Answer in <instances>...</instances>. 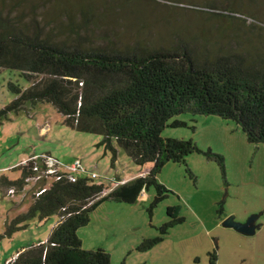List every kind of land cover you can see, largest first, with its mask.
Segmentation results:
<instances>
[{"label":"trees","instance_id":"16d2710c","mask_svg":"<svg viewBox=\"0 0 264 264\" xmlns=\"http://www.w3.org/2000/svg\"><path fill=\"white\" fill-rule=\"evenodd\" d=\"M84 5L79 21L61 8L55 18L66 23L57 25H50L52 20L40 24L35 15L21 21L11 8L0 9V68L16 70L27 81L22 87L8 83L13 97L0 108V120L27 104L48 103L65 125L100 135L98 145L110 152L111 163L122 149L134 164L151 165L143 175L104 186L93 181L81 161L83 172L54 169L46 176L48 154H32L17 163L19 176L0 177V190L15 195L31 182L26 189L30 200L25 210L4 221L0 237L24 228L29 220L55 215L56 221L44 240L19 247L3 264H109L108 253L82 248L76 235L103 200L134 203L141 190L153 187V207L170 193L156 179L161 167L171 161L189 173L185 157L191 153L213 161L224 178L220 153L202 149L190 138L161 136L167 127L193 129L177 119L180 114L231 120L248 143L264 144V46L249 45L243 30L231 35L221 29L195 32L167 20L148 26L142 15L122 28ZM198 10L230 21L239 18L215 6ZM246 26L253 28L252 23ZM254 29L264 32L262 25ZM223 203L222 198L217 202V213ZM177 211V205L167 206L169 219L159 226L161 234L143 239L136 249H150L168 227L181 223ZM206 256V264H216L215 249Z\"/></svg>","mask_w":264,"mask_h":264},{"label":"rangeland","instance_id":"374dc122","mask_svg":"<svg viewBox=\"0 0 264 264\" xmlns=\"http://www.w3.org/2000/svg\"><path fill=\"white\" fill-rule=\"evenodd\" d=\"M16 1L0 0V9L11 8L12 14H17L21 21L35 15L40 24H46L48 20H52L50 25H57L61 21L66 23L63 17L55 18L61 8L71 11L74 20L79 21V10L87 4L105 22L110 20L113 25L122 28L132 23L136 16L142 15L148 26H159L167 20L185 24L189 31L195 32L221 29L231 35L240 34L243 30L245 35L250 36L249 45L256 43L257 46H264L263 30L257 32L254 29V25L264 26V0H166L170 4L160 0ZM205 6L226 9L227 13L238 16V21L210 16L198 10ZM242 19L246 20V25L253 24L252 30L239 22ZM50 25H45L44 30L47 31ZM8 83L22 87L27 81L16 70L0 68V108L13 97ZM177 119L185 121L188 126L192 125L193 129L167 127L161 136L190 138L200 148H210L220 153L225 162V176L222 179L229 186H222L218 167L201 154L191 153L185 157L189 173L180 163L166 162L156 179L170 193L153 207H150L155 196L153 187H149L144 197L134 203L103 200L88 214L87 223L76 230L82 248L104 250L109 255V264H206L207 252L212 246L216 248L206 229H212L214 235L222 229L219 225L215 227L213 219L220 217L225 209L240 207L241 210H248L252 206H258L261 211L259 235L260 240L264 239V144L243 143L244 135L235 123L215 115L184 113L178 115ZM99 140L100 135L80 132L65 125L63 117L52 105L42 102L27 104L24 110L9 112L6 118L0 120V177L16 179L19 169L14 168L15 165L32 154H48L58 163H69L70 158V162L73 157L78 158L87 174H96L93 181L104 186H109L117 178L128 179L137 171H140L137 175H143L145 171L142 170L150 167L148 162L134 164L122 149H117L115 160L111 163L110 152L98 145ZM28 186L23 192L9 196L0 190V235L4 221L27 207L30 200L26 192ZM226 188L230 194L226 196L221 213H217V202ZM174 205L178 206L177 214L183 217V221L168 227L166 233L161 235L162 239L150 249L138 251L136 246L143 239L161 234L159 226L169 219L165 208ZM224 218H221V222ZM55 221V215L42 221L29 220L24 228L10 236L0 237V264L10 259L19 247L44 240ZM231 230L234 235L225 234L220 238V264H227L239 250V243L248 240V236L233 228Z\"/></svg>","mask_w":264,"mask_h":264},{"label":"crops","instance_id":"0c3cea01","mask_svg":"<svg viewBox=\"0 0 264 264\" xmlns=\"http://www.w3.org/2000/svg\"><path fill=\"white\" fill-rule=\"evenodd\" d=\"M243 143H248V142L246 140H244ZM74 158L75 157H73L72 159H74ZM70 160H71V158L67 162H70ZM148 169H146V170L144 169L142 171L146 172ZM137 172H140V171H137ZM137 172L135 175L133 174L132 177L136 176ZM126 179L127 178H125V179L124 178H122V179L117 178L116 182L118 180H126ZM222 186L226 187L229 185L222 179ZM222 186H221V188H222ZM226 190H227V188L225 189V193H223V195L221 197L223 199V201H225V202H226V196L230 194V193H227ZM260 212L261 211L259 210L258 206H252L248 210H245V209L241 210L240 207L236 208V209L230 208V209H225L223 214L220 217L213 219L216 223L215 227H217L218 225L222 227V229L219 230L220 233L215 234V235L213 233H211L212 229L211 230L206 229V233L208 236H210V240L212 241V245L214 244L216 247L215 248L216 256H217L216 264H220V252H221L220 248H221V243H222V240L220 241V238H223V236L225 234L234 235L232 230H231L232 228L225 227L221 224V218H224L225 215H228V214H233L234 218L240 222H243L248 215L255 214L256 215L255 223L258 224L259 228H257L255 230V232H253L252 234H243V233L239 232L240 234L248 236V238H247L248 240H244L245 242L243 244L239 243L241 245L239 250L236 252L234 257L230 258L227 261V264H237V262H239V264H264V239L260 240L261 235H259V233L261 232V224H262L261 222H259ZM211 248L213 249V246Z\"/></svg>","mask_w":264,"mask_h":264},{"label":"built area","instance_id":"2783aa9c","mask_svg":"<svg viewBox=\"0 0 264 264\" xmlns=\"http://www.w3.org/2000/svg\"><path fill=\"white\" fill-rule=\"evenodd\" d=\"M47 166L48 169H46L45 174H43L44 176H46L47 173H51L55 170L58 171H64V172H83V166L80 162L79 159H73L71 162L69 163H58V161H56L55 159L49 158L47 160ZM55 166V168H54ZM91 177H96V174L92 173L90 175ZM144 190H141V192H139V199L144 197ZM10 195L12 194V190H9L8 192Z\"/></svg>","mask_w":264,"mask_h":264},{"label":"water","instance_id":"95a60500","mask_svg":"<svg viewBox=\"0 0 264 264\" xmlns=\"http://www.w3.org/2000/svg\"><path fill=\"white\" fill-rule=\"evenodd\" d=\"M256 215L252 214L247 217L243 222L236 221L233 215H228L222 220V225L225 227H231L234 230L243 233V234H252L258 228V225L255 223Z\"/></svg>","mask_w":264,"mask_h":264}]
</instances>
